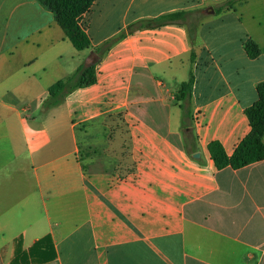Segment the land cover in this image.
Returning a JSON list of instances; mask_svg holds the SVG:
<instances>
[{
    "label": "crops",
    "instance_id": "crops-1",
    "mask_svg": "<svg viewBox=\"0 0 264 264\" xmlns=\"http://www.w3.org/2000/svg\"><path fill=\"white\" fill-rule=\"evenodd\" d=\"M226 1L95 0L79 52L39 0H0V264L46 236L45 264H264V160L217 170L207 151L232 155L264 81V0L216 13ZM95 63L94 84L42 111Z\"/></svg>",
    "mask_w": 264,
    "mask_h": 264
},
{
    "label": "trees",
    "instance_id": "trees-1",
    "mask_svg": "<svg viewBox=\"0 0 264 264\" xmlns=\"http://www.w3.org/2000/svg\"><path fill=\"white\" fill-rule=\"evenodd\" d=\"M39 1L45 8L53 13L55 21L76 51L80 52L90 48V39L85 30L79 25V21L83 14L89 11L95 0ZM244 1L245 0H228L217 8L216 13L224 9H230L235 4H241ZM185 14V12L168 14L154 20L153 23L154 25H160L164 21L181 20L184 18ZM189 36L191 39L194 37V30L192 28H189ZM243 47L250 59H255L260 54L258 46L252 40H247ZM103 51L104 49L101 51L100 49L95 50L97 54H100V57ZM193 59L194 53L192 52L191 60ZM95 66L96 63L87 67L81 66L71 76L53 83L47 90V98L42 102V111L47 112L57 107L64 101L65 97L73 91L94 84L96 80ZM193 84L194 76L190 73L187 82L181 85L176 95L177 101L183 102L190 98ZM256 94L257 101L244 111L248 119L250 131L239 142L232 155L227 156L217 142L208 144L207 151L217 170L227 167L237 170L264 160V81L256 85ZM185 117H188L187 113H185ZM192 139L193 136L189 135L188 140L192 141ZM189 154L191 153L189 152ZM48 242L49 237L46 236L27 250H24L22 248L21 238H17L13 242L12 257L8 264H45L52 261L53 251Z\"/></svg>",
    "mask_w": 264,
    "mask_h": 264
},
{
    "label": "rangeland",
    "instance_id": "rangeland-1",
    "mask_svg": "<svg viewBox=\"0 0 264 264\" xmlns=\"http://www.w3.org/2000/svg\"><path fill=\"white\" fill-rule=\"evenodd\" d=\"M248 8H249V9L252 8L251 3H249ZM118 36H119V35L115 36V38H117ZM115 38H113V39H115ZM111 41H112V40H111ZM111 41H110V42H111ZM102 49H103V47L100 48V51H101ZM188 72H189V73H188V78H189V75H190V73H192V71H191L190 69H188ZM188 78H187V80H188ZM187 80H186V81H187ZM178 90H180V88H179ZM183 131L185 132V128H183ZM187 134H190V131H188Z\"/></svg>",
    "mask_w": 264,
    "mask_h": 264
},
{
    "label": "water",
    "instance_id": "water-1",
    "mask_svg": "<svg viewBox=\"0 0 264 264\" xmlns=\"http://www.w3.org/2000/svg\"><path fill=\"white\" fill-rule=\"evenodd\" d=\"M193 157H194V158H198V157H199V155H198V154H196V155H194Z\"/></svg>",
    "mask_w": 264,
    "mask_h": 264
}]
</instances>
